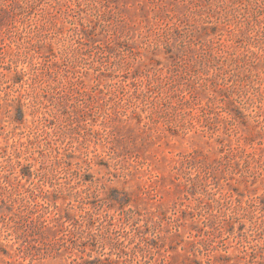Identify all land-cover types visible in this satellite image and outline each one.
Instances as JSON below:
<instances>
[{
  "label": "rangeland",
  "instance_id": "374dc122",
  "mask_svg": "<svg viewBox=\"0 0 264 264\" xmlns=\"http://www.w3.org/2000/svg\"><path fill=\"white\" fill-rule=\"evenodd\" d=\"M0 264H264V0H0Z\"/></svg>",
  "mask_w": 264,
  "mask_h": 264
}]
</instances>
